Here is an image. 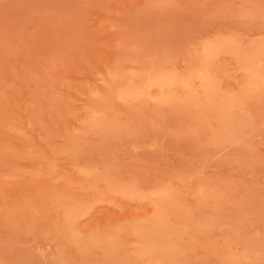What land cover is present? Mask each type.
<instances>
[{
  "label": "rangeland",
  "instance_id": "374dc122",
  "mask_svg": "<svg viewBox=\"0 0 264 264\" xmlns=\"http://www.w3.org/2000/svg\"><path fill=\"white\" fill-rule=\"evenodd\" d=\"M0 264H264V0H0Z\"/></svg>",
  "mask_w": 264,
  "mask_h": 264
},
{
  "label": "bare ground",
  "instance_id": "6f19581e",
  "mask_svg": "<svg viewBox=\"0 0 264 264\" xmlns=\"http://www.w3.org/2000/svg\"><path fill=\"white\" fill-rule=\"evenodd\" d=\"M160 75H161V74H160ZM163 75H164V74H163ZM163 75L160 76V79L157 77L158 75L156 76V77H157L156 79H155L154 76H153V78L155 79V81L157 80V82H154V81L152 82V80H151V79H152V76L150 77L149 80H151V83H152V84L155 83V84L159 85L160 87L163 86V85H167V86H168V84L170 85L169 87H171V85H173V82H172V81H169L170 77H169L167 74H166V76H163ZM167 77H169L168 80H166ZM148 78H149V77H147V80H148ZM158 79H159V81H158ZM172 79H173V81H174V80H175V81L177 80V79H175V78H172ZM144 80H145V79H144ZM149 80H148V81H149ZM176 82H177L176 84H178V81H176ZM143 84L148 85V84H150V83L147 84V82L143 81ZM174 85H175V84H174ZM178 85H179V84H178ZM143 86H144V85H143ZM143 86H140V87L138 86V90L141 91V92H144V89H143V90L141 89V88H144ZM149 86L151 87V85H149ZM204 86H205L204 88L208 89V87H207V83H206ZM145 87H146V86H145ZM169 87H166V88H169ZM139 88H140L141 90H140ZM135 89H137V87H136ZM147 89H148V88H147ZM164 89H165V88H164ZM164 89L162 88V90H164ZM132 90H134V89H132ZM138 90H135V92H136V91L138 92ZM160 90H161V88H160ZM145 91H146V90H145ZM132 92H134V91H132ZM138 94H139V92H138ZM141 94H142V93H141ZM135 95H137V94H135ZM139 95H140V94H139Z\"/></svg>",
  "mask_w": 264,
  "mask_h": 264
}]
</instances>
